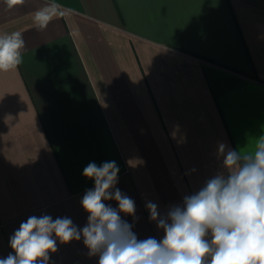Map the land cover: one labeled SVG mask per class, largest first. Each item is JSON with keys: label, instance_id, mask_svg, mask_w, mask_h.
<instances>
[{"label": "crops", "instance_id": "0c3cea01", "mask_svg": "<svg viewBox=\"0 0 264 264\" xmlns=\"http://www.w3.org/2000/svg\"><path fill=\"white\" fill-rule=\"evenodd\" d=\"M71 9L46 29V4ZM20 31L23 63L0 72V258L28 217L83 227L89 162L116 161L139 239H162L146 201L170 205L217 172L220 143L264 134V0H0V34ZM118 207L115 201H108ZM50 264H98L83 240Z\"/></svg>", "mask_w": 264, "mask_h": 264}, {"label": "clouds", "instance_id": "9594fccd", "mask_svg": "<svg viewBox=\"0 0 264 264\" xmlns=\"http://www.w3.org/2000/svg\"><path fill=\"white\" fill-rule=\"evenodd\" d=\"M24 3L6 0L9 9ZM70 11L49 3L35 12L33 22L43 30ZM25 47L20 31L0 34V72L17 70ZM217 155L223 170L185 195L181 204L170 205L162 214L157 203L146 201L149 219L163 231L162 239H139L134 224L122 218L132 216L135 222L136 204L116 187V161L89 162L83 176L94 181V188L81 199L87 223L81 228L66 216L32 215L10 237L12 251L0 264H50L57 241L81 239L98 264H264V134L251 151L220 143Z\"/></svg>", "mask_w": 264, "mask_h": 264}]
</instances>
